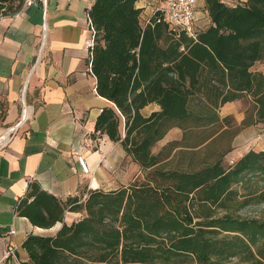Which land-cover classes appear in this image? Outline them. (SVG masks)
<instances>
[{
	"label": "trees",
	"instance_id": "1",
	"mask_svg": "<svg viewBox=\"0 0 264 264\" xmlns=\"http://www.w3.org/2000/svg\"><path fill=\"white\" fill-rule=\"evenodd\" d=\"M138 1H95L90 57L98 94L113 103L96 132L120 143L144 178L66 200L31 182L17 212L40 228L63 225L28 236L25 264H264V209L241 213L264 205V150L229 165L202 155L231 127L225 104L249 98L245 123L264 124V71H253L264 63V0H205L210 22L199 31L160 11L144 22ZM25 3L0 0V17ZM175 127L182 139L156 153ZM67 212L81 217L67 223Z\"/></svg>",
	"mask_w": 264,
	"mask_h": 264
},
{
	"label": "crops",
	"instance_id": "2",
	"mask_svg": "<svg viewBox=\"0 0 264 264\" xmlns=\"http://www.w3.org/2000/svg\"><path fill=\"white\" fill-rule=\"evenodd\" d=\"M95 1L34 0L17 14L0 17V136H11L0 149V261L9 244L17 247V259L0 264H25L28 236L52 235L63 225L40 228L17 212L31 182L62 200L86 186L111 190L106 183L117 161L127 157L120 143L96 132L100 114L113 103L98 94L91 69L88 14ZM165 2L139 0L142 21L148 22ZM201 7L205 20L197 23L199 28L210 22L205 0H198L197 11ZM25 113L28 120L20 123ZM79 155L87 159L91 174L82 171ZM80 217L67 212L65 221Z\"/></svg>",
	"mask_w": 264,
	"mask_h": 264
},
{
	"label": "rangeland",
	"instance_id": "3",
	"mask_svg": "<svg viewBox=\"0 0 264 264\" xmlns=\"http://www.w3.org/2000/svg\"><path fill=\"white\" fill-rule=\"evenodd\" d=\"M198 13V14H197ZM196 13V18L193 23V29L199 31L197 26L200 21L205 20L203 7ZM253 71H264V63H257ZM249 99L235 101L226 104L220 108V116L222 118L230 117L232 120L231 127L227 130L224 136L215 144L203 151V156L208 160H213L219 155H223V162L227 165L235 162L240 154L248 149L261 150L264 149V124H247L245 120L252 109ZM155 106L147 107L143 110L144 114H149L154 110ZM183 137L182 130L175 127L173 128L166 138L160 141L154 148L156 153H160L175 141H180ZM230 150V151H227ZM179 151L176 149L173 154L166 160V165L173 166L174 153ZM226 153V154H225ZM179 156L176 161L179 160ZM175 161V162H176ZM168 163V164H167ZM171 163V165H169ZM175 164V163H174ZM144 173L142 169L135 164L129 157L119 159L115 165L110 182L106 183L107 188H119L126 186L134 180H143ZM264 205H252L241 213L249 217H257L261 215Z\"/></svg>",
	"mask_w": 264,
	"mask_h": 264
},
{
	"label": "built area",
	"instance_id": "4",
	"mask_svg": "<svg viewBox=\"0 0 264 264\" xmlns=\"http://www.w3.org/2000/svg\"><path fill=\"white\" fill-rule=\"evenodd\" d=\"M34 0H26V5L32 6ZM198 0H166L165 6L160 10L164 14V19L171 26L175 28L187 29L189 31L193 30V23L196 18ZM89 22L91 25L90 17L88 14ZM93 31V28L91 27ZM93 38L91 40L90 47L93 45ZM27 109V107H26ZM28 120L27 113L24 114L20 123ZM11 140L10 135L0 136V149L7 146ZM78 162L82 171L85 174H91V169L88 165L87 159L83 155L78 156ZM15 231H11L10 234H14ZM8 258L17 259V247L9 244L5 251L3 258L0 263Z\"/></svg>",
	"mask_w": 264,
	"mask_h": 264
}]
</instances>
